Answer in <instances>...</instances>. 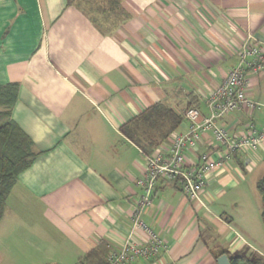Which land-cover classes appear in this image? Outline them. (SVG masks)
<instances>
[{
  "label": "crops",
  "instance_id": "1",
  "mask_svg": "<svg viewBox=\"0 0 264 264\" xmlns=\"http://www.w3.org/2000/svg\"><path fill=\"white\" fill-rule=\"evenodd\" d=\"M247 37L264 43V0H123L98 23L69 0H0V87L17 85L12 119L37 153L6 199L0 264H82L119 250L145 169L122 126L163 104L183 114L175 133L186 132V111L209 114ZM247 95L261 107L225 115L218 125L231 135L264 129V81L250 76ZM212 146L204 134L197 153ZM263 177L264 145L210 173L202 204L160 181L141 219L165 247L138 264L264 259L253 204Z\"/></svg>",
  "mask_w": 264,
  "mask_h": 264
},
{
  "label": "built area",
  "instance_id": "2",
  "mask_svg": "<svg viewBox=\"0 0 264 264\" xmlns=\"http://www.w3.org/2000/svg\"><path fill=\"white\" fill-rule=\"evenodd\" d=\"M250 76L264 81V43L247 37L239 49L236 66L207 100L209 114L203 116L196 108L187 110L186 132L173 134L167 147L161 146L149 155L142 153L145 169L136 181L142 193L132 212L131 230L119 250L109 255L107 264H138L156 258L164 249L162 238L141 219L143 211L151 206L160 181L175 184L190 201L202 204L201 195L210 173L221 169L234 153L240 150L255 152L264 145V129L257 131L252 123L242 136L231 135L218 125L231 112L260 109L261 105L247 95ZM207 133L213 135L216 146L197 153ZM141 235L144 240H140Z\"/></svg>",
  "mask_w": 264,
  "mask_h": 264
},
{
  "label": "trees",
  "instance_id": "3",
  "mask_svg": "<svg viewBox=\"0 0 264 264\" xmlns=\"http://www.w3.org/2000/svg\"><path fill=\"white\" fill-rule=\"evenodd\" d=\"M123 0H69L85 9L95 23L99 15L107 16L119 12ZM18 87L15 84L0 87V219L6 199L16 184L20 173L28 169L37 157L29 137L13 121L11 111L17 101ZM189 110V109H188ZM183 122V114L163 104L148 108L137 118L122 126V134L132 141L144 154H151L172 137ZM256 188L262 198V222L264 225V177ZM108 257L97 251L92 252L82 264H107ZM231 264H264L260 257L237 256Z\"/></svg>",
  "mask_w": 264,
  "mask_h": 264
},
{
  "label": "water",
  "instance_id": "4",
  "mask_svg": "<svg viewBox=\"0 0 264 264\" xmlns=\"http://www.w3.org/2000/svg\"><path fill=\"white\" fill-rule=\"evenodd\" d=\"M218 264H231V260H230V258H228L227 255H222V256L218 259Z\"/></svg>",
  "mask_w": 264,
  "mask_h": 264
},
{
  "label": "rangeland",
  "instance_id": "5",
  "mask_svg": "<svg viewBox=\"0 0 264 264\" xmlns=\"http://www.w3.org/2000/svg\"><path fill=\"white\" fill-rule=\"evenodd\" d=\"M260 196V195H259ZM260 200L261 201H259V203L257 202V204H256V201L254 200L253 201V204H254V206L255 207H257V205H259L260 204V206L262 207V205H261V202H262V198H261V196H260ZM261 226H262V233H263V239H264V225H263V222L261 223ZM263 246H264V244H263ZM261 249V251H262V253L264 254V249L263 248H260ZM262 254V255H263ZM264 256V255H263Z\"/></svg>",
  "mask_w": 264,
  "mask_h": 264
}]
</instances>
